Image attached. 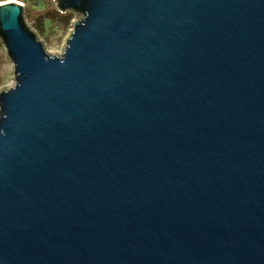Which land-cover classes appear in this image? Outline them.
<instances>
[{"label": "water", "instance_id": "obj_1", "mask_svg": "<svg viewBox=\"0 0 264 264\" xmlns=\"http://www.w3.org/2000/svg\"><path fill=\"white\" fill-rule=\"evenodd\" d=\"M56 1L62 56L0 0V264H264V0Z\"/></svg>", "mask_w": 264, "mask_h": 264}, {"label": "rangeland", "instance_id": "obj_2", "mask_svg": "<svg viewBox=\"0 0 264 264\" xmlns=\"http://www.w3.org/2000/svg\"><path fill=\"white\" fill-rule=\"evenodd\" d=\"M23 8L27 25L43 42L48 54L62 56L74 28L73 22L78 17L76 11L69 9L61 12L56 0H27ZM14 69V63L0 39V89L5 87L8 90L15 85Z\"/></svg>", "mask_w": 264, "mask_h": 264}, {"label": "built area", "instance_id": "obj_3", "mask_svg": "<svg viewBox=\"0 0 264 264\" xmlns=\"http://www.w3.org/2000/svg\"><path fill=\"white\" fill-rule=\"evenodd\" d=\"M12 1H15V2H18V3H21L23 4V7L25 6V3L27 0H12ZM1 3V2H0Z\"/></svg>", "mask_w": 264, "mask_h": 264}, {"label": "trees", "instance_id": "obj_4", "mask_svg": "<svg viewBox=\"0 0 264 264\" xmlns=\"http://www.w3.org/2000/svg\"><path fill=\"white\" fill-rule=\"evenodd\" d=\"M67 10H69V9H65V11H67Z\"/></svg>", "mask_w": 264, "mask_h": 264}]
</instances>
